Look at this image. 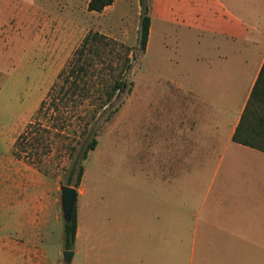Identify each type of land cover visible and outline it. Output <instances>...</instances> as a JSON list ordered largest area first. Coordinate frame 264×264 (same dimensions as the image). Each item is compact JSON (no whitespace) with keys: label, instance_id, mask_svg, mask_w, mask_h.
Wrapping results in <instances>:
<instances>
[{"label":"rangeland","instance_id":"obj_1","mask_svg":"<svg viewBox=\"0 0 264 264\" xmlns=\"http://www.w3.org/2000/svg\"><path fill=\"white\" fill-rule=\"evenodd\" d=\"M142 1L151 18L144 51L139 48ZM88 2L0 0V264H120L119 254L133 251L134 233L143 252L161 256L162 230L171 236L167 250L174 264H191L193 232L203 229L206 217L220 225L230 220L243 243L259 242L244 249L264 250L261 184L251 199L244 187L237 188L242 183L254 189L245 174H230L263 172V177L264 153L226 144L225 136L219 145L206 143L197 132L190 143L185 140L183 88L197 87L202 44L213 58L217 37H201L196 27L183 25L178 14L182 1L114 0L101 12L88 10ZM220 2L264 26V0ZM90 31L105 35L109 43L105 69L101 64L93 69L95 81L99 74L109 80L108 64L114 69L117 54L128 49L127 87L95 118V103L77 105L68 98L58 111L46 104L37 114L47 91L57 82L59 88V72ZM231 107L228 123L238 105ZM30 121L47 137L50 149L43 154V147H36L32 156H18L14 141ZM94 136L97 144L83 161L75 187L78 238L66 249L60 187H74V179L67 181L69 170ZM250 164L257 167L249 170ZM196 249L194 264L205 247L197 242ZM65 250L73 251L69 262Z\"/></svg>","mask_w":264,"mask_h":264},{"label":"crops","instance_id":"obj_2","mask_svg":"<svg viewBox=\"0 0 264 264\" xmlns=\"http://www.w3.org/2000/svg\"><path fill=\"white\" fill-rule=\"evenodd\" d=\"M177 1L183 3V10L178 14L185 27H196L198 33L202 34L201 37L205 33L217 37L214 42V49L217 51L213 58L204 51L206 44H202L203 56L197 60V87L191 88L188 85L183 88L187 93L182 110L185 118V140L187 139V142L190 143L194 133L197 132L199 137H205L206 143L211 145H219L221 136L226 137V144L229 141L234 142L232 135L264 60V26L232 13L220 0ZM169 14L171 16L174 14L172 8L169 9ZM217 97L221 99L218 100ZM196 98L198 102H195ZM233 104H237L238 109L233 121L228 123ZM201 130L205 132H201ZM254 160L253 156L251 161L254 162ZM248 167L251 170L257 166L250 164ZM262 173L230 172L233 176L245 174L248 184L251 183L253 188L261 184V189L264 191V175L261 177ZM242 187L245 188L246 196L248 194L251 199H254L256 188L250 189V186L242 183L237 188ZM155 219H159V217L155 215ZM134 223L135 219H133V225ZM203 224V229L198 227L193 232L191 264H194L197 242L199 247H205L204 250H199L197 264H264V250L244 249L259 242L252 243L244 240L243 243L242 239L235 235L238 231L232 228L230 220L220 225L217 219L206 217ZM125 225L131 224L125 223ZM242 230L244 229L240 228L239 232ZM161 233V256H159V252L152 255L151 252H143V246L138 245V239L134 233L132 234L135 245L133 251L128 254H119L120 264H159V261L160 264H174L173 257L167 250L171 236L168 238L167 230H162ZM129 234L126 233L127 238ZM138 237L140 238L139 235ZM77 238L78 234L76 233L75 239Z\"/></svg>","mask_w":264,"mask_h":264},{"label":"trees","instance_id":"obj_3","mask_svg":"<svg viewBox=\"0 0 264 264\" xmlns=\"http://www.w3.org/2000/svg\"><path fill=\"white\" fill-rule=\"evenodd\" d=\"M113 2L114 0H89L87 7L90 11L101 12L107 6L112 5ZM141 3L143 10L140 21L139 48L141 51H144L150 32V16L148 5L143 1ZM108 47L109 43L105 35L96 31L87 33L80 45L72 53L67 66L59 72L58 79H62L59 88L56 90L59 83L57 82V84H53L47 91V98L40 102L37 114H39L46 104L47 109L52 108V110L58 111L59 103L68 98L69 100H74L77 105L84 103L85 100L95 103L96 106L91 113V118H95L98 109L107 106L118 92L123 91L127 87L124 75L131 66L127 49L121 55L117 54V58L120 61L116 63L114 69L111 67V63L108 64V69L112 72L111 78L105 80V77L99 74V80L96 82L93 69L99 64L104 66L105 69V53L109 54V50H106ZM54 92L57 96L53 97ZM51 97L52 99L47 102L48 98ZM43 130L45 131L46 128H43ZM46 138L33 121L28 122L24 130L14 141L15 151H18L16 155L20 156V153L24 152L32 156L38 149L36 147H43L41 152L43 154L48 153L50 143ZM232 140L264 152V60L242 110L238 124L232 135ZM96 144L97 139L94 136L69 170L67 181L70 182L74 179V187L79 186L84 173L83 161L87 159L88 153L95 149ZM37 157L39 158V154ZM76 196L71 220L69 223L64 222V245L66 249H72L76 238Z\"/></svg>","mask_w":264,"mask_h":264},{"label":"water","instance_id":"obj_4","mask_svg":"<svg viewBox=\"0 0 264 264\" xmlns=\"http://www.w3.org/2000/svg\"><path fill=\"white\" fill-rule=\"evenodd\" d=\"M75 196H76L75 187H71L68 185H62L60 187L61 209L65 223H69L71 220ZM72 255H73V251L71 250H65L63 252V257L66 262H69L71 260Z\"/></svg>","mask_w":264,"mask_h":264}]
</instances>
